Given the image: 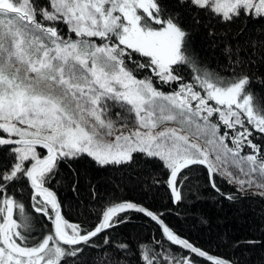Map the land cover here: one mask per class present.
Here are the masks:
<instances>
[{"label":"snow or ice","instance_id":"1","mask_svg":"<svg viewBox=\"0 0 264 264\" xmlns=\"http://www.w3.org/2000/svg\"><path fill=\"white\" fill-rule=\"evenodd\" d=\"M202 31L214 66L197 47ZM257 84L264 0H0V264H240L97 186L72 222L52 185L66 168L78 194L74 165L89 159L105 170L143 166V187L165 189L171 205L197 197L201 169L227 201L264 199ZM129 212L158 235L114 239L139 227Z\"/></svg>","mask_w":264,"mask_h":264},{"label":"trees","instance_id":"2","mask_svg":"<svg viewBox=\"0 0 264 264\" xmlns=\"http://www.w3.org/2000/svg\"><path fill=\"white\" fill-rule=\"evenodd\" d=\"M217 30L223 31L219 27ZM196 43L207 64L214 66L215 50L209 47L206 33L202 31ZM167 88V85L162 86V90ZM255 92L257 100L264 95V89L258 84ZM257 142H260L259 138ZM74 167L79 171L78 194L72 191L76 177L66 168L61 169L60 175L52 185L62 202L63 214L70 221L78 222L82 219L81 205L90 199L91 186H97L101 193L107 194L109 198L115 196L131 200L156 212H163L167 223L177 227V230L191 242L204 247L211 254L238 260L240 264H264V247H261L260 243H249L250 241L264 243V199L253 196L235 203L227 201L207 186L204 170L201 169L193 174V184L190 185L193 188L198 187L197 197L185 199L179 205H171L165 189L148 191L143 187L141 178L143 166L126 168L123 171L117 170L116 166H108L105 170L89 159H82ZM216 179L222 191L235 190L236 186L228 184L224 177L217 176ZM25 206L26 214L39 219L38 214L32 213L26 200ZM128 215L135 218L133 223L139 227L118 229L112 233L114 239L124 238V232L140 239L158 235L157 227L147 218L138 213L129 212ZM201 217L207 222L201 223ZM38 234L39 229L34 235Z\"/></svg>","mask_w":264,"mask_h":264},{"label":"rangeland","instance_id":"3","mask_svg":"<svg viewBox=\"0 0 264 264\" xmlns=\"http://www.w3.org/2000/svg\"><path fill=\"white\" fill-rule=\"evenodd\" d=\"M172 126H174V125L171 124L170 122L169 123H164V124L161 125V127H172ZM104 139H105V141H111L112 139H114V135L113 136H106V137H104ZM251 191L255 192L256 189H252Z\"/></svg>","mask_w":264,"mask_h":264},{"label":"water","instance_id":"4","mask_svg":"<svg viewBox=\"0 0 264 264\" xmlns=\"http://www.w3.org/2000/svg\"><path fill=\"white\" fill-rule=\"evenodd\" d=\"M130 213H135V212H130ZM135 214H137V213H135ZM139 214V213H138ZM141 215V214H140ZM144 218H146V217H144ZM209 264H210V262H208Z\"/></svg>","mask_w":264,"mask_h":264}]
</instances>
